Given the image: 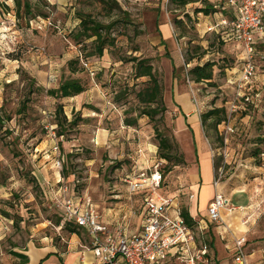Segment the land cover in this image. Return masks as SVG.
<instances>
[{
    "label": "rangeland",
    "instance_id": "rangeland-1",
    "mask_svg": "<svg viewBox=\"0 0 264 264\" xmlns=\"http://www.w3.org/2000/svg\"><path fill=\"white\" fill-rule=\"evenodd\" d=\"M17 1L0 0V115L6 118L0 126V264H23L11 252L22 253L30 241L38 244L41 238L55 240L65 233L60 229L64 187L65 193L90 200L104 214L113 209L125 214L126 207L137 206L128 199L125 179L143 162L160 159L158 134L181 155L177 164L165 161L161 168L166 190L187 207L192 186L198 183V155L191 127L177 125L174 94L181 102L187 96L199 116L214 179L222 183L224 193H219L233 196L234 205L262 197L257 190L264 175L259 168L264 153V72L254 76L261 93L257 103L240 104L232 114L218 113L202 122L209 110L228 111L226 104L235 92L233 71L246 53L242 42L227 38L223 43L198 26L194 10L201 0L181 8L169 0H109L110 9L98 0ZM81 15L109 25L107 32L103 29L107 43L101 56L94 54V37L80 35ZM174 18L183 22L177 26ZM141 59H148L161 86L160 100L149 105L137 97L150 85L148 77L135 76ZM205 62L213 63L212 78L194 81L189 70ZM258 67L264 70L261 63ZM67 79L79 80L85 90L72 97L47 93ZM161 105L165 109L153 117H137L142 107ZM59 106L67 120L61 135L54 117ZM217 118L223 119L215 124ZM54 145L63 157L61 169ZM194 206L197 201H191ZM195 235L200 240L197 229ZM212 236V231L204 233L208 244ZM261 260L264 264V256Z\"/></svg>",
    "mask_w": 264,
    "mask_h": 264
},
{
    "label": "built area",
    "instance_id": "built-area-1",
    "mask_svg": "<svg viewBox=\"0 0 264 264\" xmlns=\"http://www.w3.org/2000/svg\"><path fill=\"white\" fill-rule=\"evenodd\" d=\"M222 2L232 12V18L222 19L220 23L229 25L235 34V40L242 42L246 53V60L239 68V75L234 83L235 92L228 106L227 112L232 114L240 109V104L254 103V76L256 71H259L256 63L258 52L256 40L261 38L264 32V0ZM259 49L258 58L264 66V43ZM84 66H87V63H84ZM192 100L197 106L195 97H192ZM48 128L50 135L55 136L54 126L50 125ZM224 130L228 131L227 128ZM53 150L58 153L56 164L61 169L63 157L60 156L57 145H54ZM164 162L156 160L125 179L129 194L142 195L141 208L144 219L142 228L137 233H127L126 226L121 223L110 228L88 201L86 206L82 207L80 201L73 196H67L65 193L67 188H63L62 223L68 222L86 231L91 238L90 250L97 257L99 264H160L174 247L179 248L178 257L186 264H198L206 256L207 245L194 247L193 229L183 219L177 199L161 191L164 181L161 165ZM261 166L264 167V161ZM218 182L219 179H214L215 187ZM226 206L227 201L222 194L215 192L207 207L209 219L216 223L222 222L220 210ZM231 208L234 209L229 207L228 210L231 211ZM247 257L246 237L244 235L235 237L233 264H248Z\"/></svg>",
    "mask_w": 264,
    "mask_h": 264
},
{
    "label": "crops",
    "instance_id": "crops-1",
    "mask_svg": "<svg viewBox=\"0 0 264 264\" xmlns=\"http://www.w3.org/2000/svg\"><path fill=\"white\" fill-rule=\"evenodd\" d=\"M168 30L169 24H168ZM257 42V51L256 52V63H263L259 60V51L264 43V32L262 33L261 38L256 40ZM239 67L234 73L232 78L233 87L235 80L239 75ZM264 72V70H259ZM264 75V74H263ZM254 93V103H257L259 100L260 89L258 87V81L254 82L253 85ZM175 103L178 105L179 114L176 118L177 125L182 128L183 126L191 127L194 143L198 155V183H194L192 186L191 193L189 195V201L187 207L181 206L178 201V204L182 208H186L189 215L196 221L197 228L193 229L194 232V247L199 248L203 244L207 245L208 252L203 260L198 264H211L210 262L215 260L216 264H232L233 263V241L237 236L244 235L246 237V250L248 253V264H262L263 253V244H264V175L263 177L258 178L261 183V188H258L257 191H260L261 196L259 199L248 201L245 204L234 205L232 203L233 196H222L227 201V206L220 210V215L222 222L216 223L209 219L207 215V207L210 201L213 199L215 190L218 189V192L222 191V183H218L217 187L214 186V171H213V162L205 150V144L202 141L200 128L197 124L198 114L191 107V100H188L187 96L183 102H181L177 96L174 94ZM231 101V100H230ZM229 101V103H230ZM229 103L226 106H229ZM256 105V104H255ZM224 128H222L223 130ZM155 153V152H154ZM264 161V153L261 155L260 169L264 172V167L261 166V163ZM154 161H151V163ZM150 163V164H151ZM146 162H143L142 166H139L138 170L143 169ZM60 179L58 180V182ZM220 184V187H219ZM166 179L164 175V181L162 185V193L166 195H171L176 198L175 195L168 193L166 190ZM219 187V188H218ZM224 193V192H223ZM67 196H73L80 201L82 207L86 206V202L95 209V206L90 202V200H85L76 196L74 193H66ZM255 197V192H254ZM134 198L135 200L133 201ZM128 199L130 202H135L137 206L131 205V207L125 210V214L121 213V210L113 209L109 214H104L101 211H98L101 215V220L106 223L110 228H113L117 223L124 224L126 226L127 233H137L142 228V223L144 219V213L142 210V195L140 193L129 194ZM191 201H197V207H190ZM199 205L201 209L199 208ZM229 207L231 211H229ZM61 208V203H60ZM237 208H241V212H237ZM96 210V209H95ZM243 210V211H242ZM62 211V209H61ZM236 211V215L235 212ZM234 219V220H233ZM63 226V225H62ZM60 229H64L63 227ZM232 226V227H231ZM195 229L199 231L200 240H197L195 235ZM65 233L60 234V238L44 237L38 241V244H35L33 241H30L24 247L22 252L28 257V264H99L97 257L90 250L91 238L82 228L76 227L74 231H69L64 229ZM212 231V238L207 243V240L204 239V233H210ZM230 232V233H229ZM211 249H209L210 247ZM179 248L174 247L168 252L166 259L160 264H186V262L178 257L180 254Z\"/></svg>",
    "mask_w": 264,
    "mask_h": 264
},
{
    "label": "trees",
    "instance_id": "trees-1",
    "mask_svg": "<svg viewBox=\"0 0 264 264\" xmlns=\"http://www.w3.org/2000/svg\"><path fill=\"white\" fill-rule=\"evenodd\" d=\"M102 4L106 5L109 9L111 8V4L109 0H98ZM199 0H169V3L176 8L185 7L187 4L191 2H195ZM202 4L194 10L198 19V26L201 24L204 27L205 31L213 32L216 34L223 43L228 40H234L235 34L230 29L229 25H221L222 19H230L232 18V12L229 10L228 7H225L223 0H201ZM19 2V0L17 1ZM19 5V4H18ZM24 7L28 8L29 11V4L26 2ZM185 17H190L188 13L184 14ZM183 22L182 19L174 18V23L179 26ZM80 35H84L86 38L94 37L93 43L95 46L94 54L101 56L103 53L104 45L107 43V38L103 34V29L109 28V25L105 26L101 22L94 20L90 17L86 18L85 16H80ZM211 28V29H209ZM78 35V36H80ZM74 60H71L69 64H71ZM213 63L205 62L204 64H196L193 66L189 73L193 76V80L196 82H201L204 80H210L213 75ZM175 70V68L173 67ZM136 77H148L150 85H148L143 90L137 92V97L140 102L145 103L147 105L157 102L160 100L161 97V86L154 75L153 66L149 63L148 59H141L138 60L136 63ZM85 90L84 85L77 79H67L58 85L57 88H51L47 90V93L53 97H72L82 93ZM165 109L164 105H161L160 108L158 107H142L140 112L138 113L137 117H141L143 115L147 117H153L154 115L158 114L159 111H163ZM226 109L224 107L214 108L212 110L207 111L201 117L202 122H204L207 118L211 117L212 115L221 113H226ZM54 117H56L55 125L57 130V134L61 135L64 133L66 128L65 122L67 121L63 111L62 106H59L56 112L54 113ZM223 118H217L215 124L220 123ZM6 118L0 115V126L5 123ZM75 123V122H70ZM220 125V124H219ZM159 135L158 140V156L159 160H164L167 162H172L174 165L177 164L181 160V155L178 154L173 147V144L170 140L163 136L162 134ZM170 168L167 167L165 171H168ZM162 173L164 175V171L161 168ZM181 215L185 222L192 228H195L196 221L189 215L186 208H182ZM64 229L69 231H74L75 226L71 223H64L62 226ZM14 256L19 257L22 260L23 264H28V257L20 252H11Z\"/></svg>",
    "mask_w": 264,
    "mask_h": 264
}]
</instances>
